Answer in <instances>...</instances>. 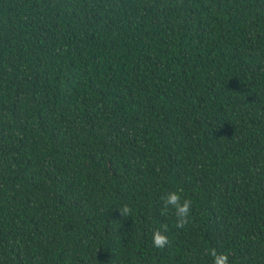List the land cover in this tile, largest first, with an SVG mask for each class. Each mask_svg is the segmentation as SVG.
<instances>
[{"label": "trees", "instance_id": "1", "mask_svg": "<svg viewBox=\"0 0 264 264\" xmlns=\"http://www.w3.org/2000/svg\"><path fill=\"white\" fill-rule=\"evenodd\" d=\"M212 249L264 264V0H0V264Z\"/></svg>", "mask_w": 264, "mask_h": 264}, {"label": "clouds", "instance_id": "2", "mask_svg": "<svg viewBox=\"0 0 264 264\" xmlns=\"http://www.w3.org/2000/svg\"><path fill=\"white\" fill-rule=\"evenodd\" d=\"M182 190L172 191L161 197L163 201V208L161 214L166 215L169 207L171 206L175 210V216L177 218L176 227L183 228L188 221L189 213L191 211V200L186 197H182L180 194ZM122 216L128 217L131 214V208L124 205L119 209ZM167 231V225L163 226V230L156 229L152 234V243L155 248H164L168 244V236L165 234ZM210 255L213 257V264H229V256L225 252L218 253L215 249H212Z\"/></svg>", "mask_w": 264, "mask_h": 264}]
</instances>
